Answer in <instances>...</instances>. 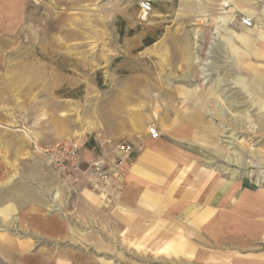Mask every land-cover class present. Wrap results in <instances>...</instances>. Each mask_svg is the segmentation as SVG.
Listing matches in <instances>:
<instances>
[{"label":"crops","instance_id":"1","mask_svg":"<svg viewBox=\"0 0 264 264\" xmlns=\"http://www.w3.org/2000/svg\"><path fill=\"white\" fill-rule=\"evenodd\" d=\"M212 1L220 6L219 14L230 13L226 17H214L212 13L204 18L209 28L205 29V44H214L213 57L219 60L218 68L212 67L214 59L209 45L205 61L208 76L203 83L172 84L162 77L155 99L148 94L138 97L123 94L98 111L90 123L89 134L85 131L79 136L89 138L92 145L101 149L98 152H109L108 141L143 148L135 150L126 161L121 178L115 180L113 186L123 183V203L128 209H138L141 216H155L161 222L156 233L170 235L166 249L171 251L173 262L264 264V187L236 175L216 181L201 173L200 181L177 183L174 180L178 170H207L199 167L201 162L196 160L202 157L196 153L213 152L210 145H201V139L206 144L213 136L212 105L219 107L216 120L224 124L234 122L236 134L243 131L245 120L264 122V116L245 117L243 114L245 104L264 106V0H252L255 5L247 14L233 8L234 12L232 9L223 12L222 3L209 2ZM3 9L4 2L0 0V20ZM242 17H250L252 27L244 26L240 21ZM216 26L225 28H221L220 33L213 32ZM3 36L0 29V41ZM185 62L182 67L172 66L167 74H178L179 79L196 82L198 74L192 68L198 61L190 55ZM180 68L184 70L180 72ZM5 70L11 78L5 79ZM18 70L0 65V216L11 218L13 227L25 228L22 232L41 234V237L36 236L33 243L27 240L13 241L10 245L1 243L0 264H116L111 257L115 242L107 243L106 248L111 250L107 257L96 253L85 256V244L90 243L93 251L103 246L90 238L99 231L84 232L83 228L66 220L64 212H45L49 205L66 204L69 192L77 194L71 195V202L80 210L87 206L98 213L100 201L84 183L73 190L61 186L54 173L35 156L34 146L56 145L67 139L49 144L54 141L32 126L31 105L25 103L26 100L20 102V97L29 98L31 91L26 89L19 93L21 84L30 85V78H21ZM245 97L261 101L245 103ZM228 105L235 107L232 116L228 115ZM132 106L138 109L132 111ZM150 124L159 130L157 140L149 136ZM222 129L227 136V126ZM177 142L191 147L174 144ZM220 153L226 160L227 147ZM237 153L238 146L235 147ZM234 164L238 166L237 159ZM151 169L156 176L153 183L151 178L142 177ZM109 188L111 186L107 190ZM149 201L153 202V208L148 207ZM84 234L87 236L83 237ZM108 234H116L114 225L108 228ZM41 239L50 246H45ZM62 243H66L65 246H61Z\"/></svg>","mask_w":264,"mask_h":264},{"label":"rangeland","instance_id":"2","mask_svg":"<svg viewBox=\"0 0 264 264\" xmlns=\"http://www.w3.org/2000/svg\"><path fill=\"white\" fill-rule=\"evenodd\" d=\"M144 1H150L153 5V12L145 22L140 18V5ZM209 1L3 0L0 29L4 36L0 41V65L19 68L21 78H30V85L21 84L19 93L27 89L31 94L29 98L21 96L20 102L26 100L25 103L31 105V124L54 141L49 144L61 139L84 138L79 135H84L82 133L85 131L86 134L90 133V123L98 111L123 94L129 97L148 94L155 99L162 77L172 84L198 85L204 82L208 74L201 69L208 66L204 63L209 45L212 46V57L215 52L214 44H205V29L208 27L204 24V18L212 13L214 17L230 15L219 14L220 6H216L215 1ZM217 2L222 3L223 12L233 8L243 14H247L255 5L252 0ZM221 28L225 27H213V32L216 30L220 33ZM152 41L155 43L146 46ZM194 45L196 48L193 49ZM190 55L198 61L191 67L198 74L196 82L179 79L178 74H167L166 71H171L174 65H186L185 60ZM215 57L212 67L218 68L219 60ZM179 70L181 72L184 68ZM6 71L5 79L11 78L12 75ZM244 101L261 100L245 97ZM184 108L187 109L186 106ZM135 109L138 107H131L132 111ZM211 110L213 136L206 144L201 139V145H210L213 152L206 155L196 153L202 157L196 160L201 162L199 167L207 170H178L175 182L200 181L203 173V177L216 181L236 175L239 179L264 187V122L245 120L243 131L236 134L234 122L224 124L216 120L220 113L218 106L212 105ZM234 110V106H227L228 115L232 116ZM243 114L245 117H262L264 106L245 104ZM223 126H227V136ZM174 144L191 147L185 142ZM225 146L228 149L226 160L220 153ZM236 159L238 166L234 164ZM148 172H144L142 177L155 182V170ZM110 186L111 189L93 192L100 201L98 213L87 206H84L86 210L78 209L71 202V195H77L74 192L68 193L70 198L66 204L49 205L45 212H64L66 220L83 228L84 232L99 231L90 238L103 243V246L93 251L90 243L85 244V256L96 253L97 256L107 257L108 251L111 253L106 248L107 243L115 242L116 249L111 257L115 258L116 264H177L171 260V251L166 249L170 235L156 233L157 227L162 226L161 222L155 216L146 218L140 215L138 209L125 206L122 182ZM28 195L26 191L24 196L27 198ZM151 201L148 207L153 208ZM11 222V218L0 216V244L10 245V242L19 240L33 243L36 236L41 237V234L22 232L25 228L13 227ZM113 225L116 234H108V228ZM86 236L84 234L83 237ZM41 241L45 246H50L43 239ZM34 249L25 251L24 255Z\"/></svg>","mask_w":264,"mask_h":264},{"label":"built area","instance_id":"3","mask_svg":"<svg viewBox=\"0 0 264 264\" xmlns=\"http://www.w3.org/2000/svg\"><path fill=\"white\" fill-rule=\"evenodd\" d=\"M140 9V18L145 22L153 12V5L150 1H144ZM240 21L246 27L253 25L250 17H242ZM148 133L154 140L160 136L154 125L148 128ZM107 145L110 149L108 153L98 152L101 149L92 145L88 138H75L56 145L34 146V152L44 160L61 186L73 190L84 183L93 191H104L120 178L122 167L135 150L143 149H136L129 143L116 144L112 141H108Z\"/></svg>","mask_w":264,"mask_h":264},{"label":"bare ground","instance_id":"4","mask_svg":"<svg viewBox=\"0 0 264 264\" xmlns=\"http://www.w3.org/2000/svg\"><path fill=\"white\" fill-rule=\"evenodd\" d=\"M204 65H206V66H207V65H208V62H205V63H204ZM206 66H205V67H206ZM201 70L204 72V74H206V73H207V69H206V68H204V69H201ZM205 72H206V73H205ZM203 76H204V75H203ZM206 76H208V75H206Z\"/></svg>","mask_w":264,"mask_h":264},{"label":"trees","instance_id":"5","mask_svg":"<svg viewBox=\"0 0 264 264\" xmlns=\"http://www.w3.org/2000/svg\"><path fill=\"white\" fill-rule=\"evenodd\" d=\"M154 42L152 41V42H150V43H148V45H146V46H149V45H151V44H153Z\"/></svg>","mask_w":264,"mask_h":264}]
</instances>
